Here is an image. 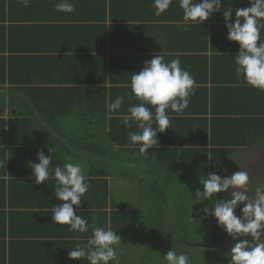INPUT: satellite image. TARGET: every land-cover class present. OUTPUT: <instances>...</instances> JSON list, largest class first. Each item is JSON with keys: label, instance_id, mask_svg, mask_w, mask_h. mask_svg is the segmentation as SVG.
<instances>
[{"label": "trees", "instance_id": "obj_1", "mask_svg": "<svg viewBox=\"0 0 264 264\" xmlns=\"http://www.w3.org/2000/svg\"><path fill=\"white\" fill-rule=\"evenodd\" d=\"M91 1L81 0L80 4L90 6ZM237 1L221 0L220 12L214 13L201 25H192L191 49L206 52L215 48L218 35L223 37L222 40L225 44L228 42L223 10L232 7V22H234L235 10L239 9L236 5ZM39 2L40 0H33L28 7L33 6V12L37 13L41 10ZM59 2L60 0H47L46 4L51 5ZM197 2H200V0H197ZM238 3L247 4L244 5L245 8L250 6L249 0H239ZM243 8L241 6L240 9ZM105 9H107L106 0H101L100 4L98 2V10L104 12ZM260 23L264 24V20H261ZM36 26L39 29L43 25L37 24ZM93 27L94 25L89 26L91 29ZM96 29L97 34L102 35L103 39L106 36L105 26L100 24V26H96ZM260 37L264 40V28L260 29ZM194 45H201V47L196 46L194 48ZM225 46L222 49L225 50ZM7 48L3 45L0 50L7 52ZM8 49L11 50V48ZM212 50L215 51V49ZM9 54L8 61V55H0V107L6 106L7 101L2 91L4 84L29 80H26L23 75L18 76L15 71L16 61L14 59H22V68L26 67V64L31 65L32 63V60L26 61L28 56L23 55V53L16 51L14 55L13 53ZM235 56L236 54L226 55L224 53L217 55L214 52H211L210 55L203 53V55L189 56L195 59L194 61H197L198 64L201 59L205 63L209 64V61H212L215 64L217 58H224L223 66L227 76L218 81L211 79L214 83L211 88L213 92L208 93L210 88L206 86H197L193 95H198L197 92L202 91L205 94V101L203 95H201L197 102H189L183 113L186 117L179 118L172 115L173 117H170V128L164 133H157L159 145L150 148L146 153L140 152V145L130 146L128 132L142 131L135 122H132L131 129L126 128L122 123V117L113 115L116 112L107 110L102 115L99 109L93 112L95 114L92 115L98 114L100 117L92 121L87 116L90 114V110L93 111L90 109L93 105L90 104L89 100L83 98H81V101L76 100L73 103L72 101L66 103L68 107L62 106V110L65 107L68 108V113L79 110L81 116L84 117L74 121L72 125L74 128L73 133L65 137L76 148L93 156L104 158L110 153L111 146L115 145L118 151H124L125 154L139 155L142 159L140 161L145 163L143 167L134 170L137 171L138 169L142 174L141 182L137 184L139 188L138 198H135L133 192L130 191L131 186H133L130 183V177L134 167H131L129 161L124 164L125 168L123 170H121V165H115L113 168L108 165L103 167L92 166L86 174L90 183L87 193H93L94 199H91L87 204L82 202L79 209H77V215L88 221L89 230L93 231L94 226H100L105 229L110 228L116 232V235L121 239L120 244L116 247L117 254L119 258L121 257L118 264H167L163 256L171 249L175 250L178 255L186 254L190 259V264H229L230 250L237 241H234L217 225V221L212 215L205 214L204 209L206 207L211 208L214 200L197 201L195 193L197 189L203 191L201 182L208 173L221 172L227 167L230 159L238 154L237 152L264 144V92L246 84L242 76H237ZM101 58L104 59L103 66H98V69H96L98 75L92 80H108L107 74L110 69L106 64L105 56L102 55ZM48 61L47 65L49 67L53 65V61ZM131 62L134 63V61ZM182 62L181 67L189 64L190 66L193 65L187 60H182ZM35 70L41 71V68L38 67ZM100 74L103 75L99 76ZM35 81L39 80L36 79ZM9 90L12 92L21 91L19 88H9ZM217 91L223 94L222 99L217 96ZM81 93L84 97V90ZM113 95H115V92ZM48 106L50 105L48 104ZM53 108L56 109L54 105ZM151 111L155 112V110ZM108 112L112 113V116L106 118ZM95 124L100 125L102 134H97L95 130L92 132L91 128L95 127ZM32 126H34V123L23 116L8 119L0 116V162L6 164L0 166V181L1 178L4 180L3 177L9 173L11 174V172L22 176L32 175L31 165L25 164L24 162L27 160H24V158L27 157L32 159L30 161L38 163L37 151L40 149L44 150L45 155L53 156L50 172H54L56 166L63 167L65 163H68L67 157L64 158L63 156L64 153L68 154V151H66L67 145L56 140L57 136H50L41 127L36 133L35 129L34 131L31 130ZM153 128L156 129L155 122ZM28 129L31 133L24 134V131ZM19 130L23 131L22 134ZM184 133L188 134V139H186ZM22 135H26L29 139H24ZM6 143L9 144V147H5ZM50 148H52V153L48 151ZM112 153L114 151H111L110 154ZM127 156L132 158L131 155ZM152 157H155L154 162ZM13 168H15L14 172ZM82 169L85 171L84 167ZM114 173H118V177L110 180L109 176H113ZM178 175L179 177H177ZM174 177L177 179L174 180ZM170 179L173 180L169 182ZM32 181H34L35 188L41 189V193L45 192L51 195L55 189L56 182L54 178H50L41 184H36L35 179H32ZM123 181H126V192L114 191L113 188L117 184L113 183ZM29 187L31 189V186ZM30 189L26 191L35 193ZM231 191L233 190L218 193L216 199H230ZM3 198L0 199V207L4 206L5 200L3 201ZM50 205L51 203L48 202L47 206ZM47 206L48 211L45 214L51 217L53 207L50 206L49 208ZM74 207L76 208V206ZM242 207L243 204L236 209L235 214L237 216L241 215L240 208ZM31 222L33 221L31 220ZM61 226H63L62 231L55 235V240L50 239L48 242L51 245L56 244L62 250L64 245L66 246L68 243L77 240L76 237L79 235H76L78 232L69 231L66 225ZM65 229L66 232H63ZM92 231L82 233V240L83 238L90 239ZM24 234L29 237L30 235L35 236L29 234V232ZM43 234L41 227L39 236ZM129 234L135 237L138 236L137 241L143 244L141 251L135 248L134 241L130 239ZM65 238L68 241H62ZM240 239L251 241L252 238L247 236ZM261 242H264V237H261ZM55 249L57 252L61 251ZM125 257L130 261H126ZM79 262L80 259H70L63 264H78ZM113 264H116V262H113Z\"/></svg>", "mask_w": 264, "mask_h": 264}, {"label": "crops", "instance_id": "obj_2", "mask_svg": "<svg viewBox=\"0 0 264 264\" xmlns=\"http://www.w3.org/2000/svg\"><path fill=\"white\" fill-rule=\"evenodd\" d=\"M46 1L40 0L41 10L35 13L33 6L25 7L21 0H0V47L4 45L6 48H11V50L7 48V52L0 50V55H8V61L9 53L14 55L17 51L28 56L26 61L32 60L31 65L26 64V67L22 68V59H14L16 61L15 71L18 76L23 75L26 80L31 81L4 84L2 91L7 101L6 106L0 107V116L6 119L18 116L26 117L34 123L31 130L35 129L38 133L39 127H41L50 136H57L56 140L67 145L68 154L64 153V158L67 157L68 163H79L81 167L85 168L86 174L92 166H110L113 162L122 161L124 158L125 163L129 161L131 167H134L130 177V183L133 185L130 191L133 192L135 198H138L137 184L141 182L142 174L140 170H134L145 165L143 161H140L142 160L140 156L118 151L115 145L110 149V153L111 151L114 153H109L107 158H99L86 151L82 152L65 137L73 133L74 121L84 117L81 116L79 110L68 113V108L65 107L62 110V106H67L66 103L70 101L73 103L76 100L81 101V98L87 99L93 105L90 108L93 111L90 110V116L87 113L86 115L94 121L100 116L98 114L93 116L92 114H95L93 112L99 109L102 115L105 114L109 110L108 105L114 102L118 96H123L124 101L121 108L118 113H113V115L120 117L126 115L125 110L140 103L132 93L131 77L134 72L139 73L144 67V62L151 60L156 54L162 55L165 62H171L178 58L182 64V60H187L193 65L189 64L182 68L190 72L195 78L197 86H206L210 88L208 93L213 92L211 88L214 83L211 79L218 81L227 76L223 66L225 59L217 58L215 64L212 61H209V64L205 63L201 59L198 64L197 61H194L195 59L189 56L203 55V53L210 55L211 52L217 55L221 53L237 55L239 45L237 42L229 40L225 44L222 40L223 37L218 35L215 48H212L215 51L211 49L201 52L199 49H191L192 25L188 26L187 31H183L182 27H177V22L182 21L184 14L179 7V0H173L169 9L160 16L155 15L153 0H106L107 9L104 12L98 10V2L100 4L101 0H92L90 6L81 5V0H71L76 8L74 13L59 12L55 8L57 3L50 5L46 4ZM238 2L239 0L236 5L239 9L241 6L245 8L244 5H247ZM37 24L43 26L38 29ZM100 24H103L106 30V36L103 39L102 35L97 34L96 31V26H100ZM90 25H94V27L91 29ZM196 46L201 47V45H194V48ZM224 46L225 50L222 49ZM102 55L105 56L106 64L110 69L107 74L108 80H92L98 75V72L96 73L98 66H103ZM48 60L53 61V65L50 67L47 65ZM31 67L32 69H30ZM38 67L41 68V71L35 70ZM101 75L103 74L99 76ZM36 79L39 81H35ZM9 88H19L21 91L12 92ZM83 90L84 97L81 93ZM114 92L115 95H113ZM197 94L191 96L189 101L197 102L201 95L205 101V94L202 91ZM216 94L219 98H223V94L219 91ZM53 105L56 109L53 108ZM147 106L151 110H155L154 106ZM154 114L155 112H153ZM168 115L169 117H186L184 114L178 115L170 109ZM108 116H112V113L107 114L106 118ZM100 129L102 128L98 124L91 128L92 132L95 130L97 134H102ZM19 131L22 134L23 131ZM29 133H31L29 129L24 131L26 135ZM184 134L188 139V134ZM26 135H22V137L27 140L29 137ZM5 147H9V144L6 143ZM127 155H131L132 158H128ZM154 159L155 157H152V161ZM24 160H27L24 162L27 165L33 163L30 161L32 159L27 157ZM149 163L153 165V163ZM14 170L15 168H13V172ZM114 177H118V173L109 176V179ZM3 178L5 179L1 178L0 181V199L4 197L3 201L5 200L4 206L0 207V264H63L70 260L68 252L74 249V246L75 248L77 245L86 248L87 238L74 240L72 243L64 245L62 250L56 244L51 245L48 242L50 239L55 240V235L62 231L63 227L53 223L50 215L45 214L48 211L46 208L48 202L52 207L61 203L60 200L54 198V191L51 195L45 192L42 194L41 189L38 190L33 185L32 179L35 178L32 175L22 176L11 172ZM176 179L174 177V180ZM172 180L170 179L169 182ZM125 182H114L113 184L117 185L113 190H120V193L126 192ZM27 189L33 190L35 193L26 191ZM93 195L88 192L86 196L82 197V202L89 203L91 199H94ZM50 206L47 207L50 208ZM41 227L44 234L39 236ZM66 228H68L67 225ZM91 231L88 230L86 233ZM25 232L35 236H26ZM63 232H66V229ZM76 235L82 237V233H76ZM62 241L68 240L65 238ZM55 248L61 251L57 252ZM62 261L64 262L62 263ZM78 264H89V262L87 258H82Z\"/></svg>", "mask_w": 264, "mask_h": 264}, {"label": "clouds", "instance_id": "obj_3", "mask_svg": "<svg viewBox=\"0 0 264 264\" xmlns=\"http://www.w3.org/2000/svg\"><path fill=\"white\" fill-rule=\"evenodd\" d=\"M28 7L31 0H21ZM173 0H153L155 15L160 16L169 9ZM249 7L235 10V20L232 22V7L223 10V18L227 28V39L237 42L239 52L235 56V72L242 76L246 84L264 92V40L260 37V29L264 24V0H249ZM179 7L183 10L182 21L177 27L183 31L189 25H201L210 16L221 11V0H179ZM59 12L74 13L75 4L71 0H60L55 5ZM242 18V19H241ZM131 90L140 103L128 108L122 116V123L126 128H132V122L142 130L129 131L130 146L140 145V152L146 153L150 148L159 145L157 133H164L170 128L168 110L183 115L189 105V97L197 87L195 78L189 71L181 67L180 60L174 59L165 62L162 55L156 54L139 73L131 77ZM124 101L118 96L108 105L111 112H117ZM155 107V114L147 106ZM156 129L153 128V123ZM158 129V130H157ZM49 153H52L50 148ZM38 163H31L32 175L36 184L55 179V197L62 203L52 208V222L58 225H67L69 231L86 233L89 230L88 221L77 215L81 206L82 197L87 193L90 183L85 171L79 163H65L63 167L56 166L50 172L52 155H45L43 149L37 151ZM0 162V166H5ZM201 182V180H200ZM203 191L197 189L196 200L203 202L214 200L211 208L204 209L205 214L212 215L217 225L221 227L234 241L231 248L229 264H264V188L255 190V197L248 194L249 176L244 171H237L223 178L216 172H211L202 180ZM231 191L230 199L217 200L218 193ZM241 215L235 214L239 205ZM74 206L76 208L74 209ZM192 219V217H191ZM250 236L252 239H240ZM76 239H82L77 236ZM121 239L110 228L100 226L93 228L92 237L88 239L86 248L77 245L68 252L70 259L87 258L89 264H118L116 247ZM163 259L167 264H190L186 254H177L171 249Z\"/></svg>", "mask_w": 264, "mask_h": 264}, {"label": "rangeland", "instance_id": "obj_4", "mask_svg": "<svg viewBox=\"0 0 264 264\" xmlns=\"http://www.w3.org/2000/svg\"><path fill=\"white\" fill-rule=\"evenodd\" d=\"M247 150H241L238 154L233 156L228 162L227 167H225L223 170H221V172L217 174L223 178L224 176H230L231 174L239 170L246 172L249 176L248 194L254 198L255 190L258 187L264 188V144L259 145L256 148H250V150L248 151ZM104 158L107 157L105 156ZM115 164H120L122 166L121 170H123V168H125L124 158L122 159V161L120 160L119 162H113V164H111L110 166L113 168ZM129 237L134 241L135 248L137 250L140 249L141 251L143 244L137 241L138 236L135 237L133 235H130ZM120 258L118 256V261L120 260ZM126 261L130 260L126 259Z\"/></svg>", "mask_w": 264, "mask_h": 264}]
</instances>
